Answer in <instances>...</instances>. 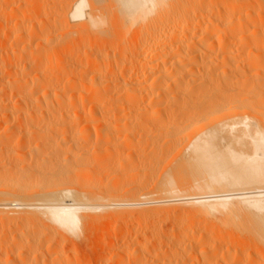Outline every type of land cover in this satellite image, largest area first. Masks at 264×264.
Masks as SVG:
<instances>
[{
	"label": "bare ground",
	"instance_id": "obj_1",
	"mask_svg": "<svg viewBox=\"0 0 264 264\" xmlns=\"http://www.w3.org/2000/svg\"><path fill=\"white\" fill-rule=\"evenodd\" d=\"M165 1L167 3V0H115L118 10L128 17L131 24L136 23L138 20H145L154 12L156 13L157 7L165 6ZM173 1L176 3L175 0ZM195 1L196 4H194ZM195 1L193 4L197 6L191 5L190 16L186 14L184 16V19L186 17L188 19L191 18L190 22L184 20L181 23L179 22L180 19L176 21L175 18L178 15H173L175 12L172 13V10V15H169V12L163 15L164 19H162V22L168 20V23L173 24V31L169 27L171 34H169L168 38L167 35H164L165 37L162 35L163 37L158 38L159 41L153 43L155 44L154 47L151 45L148 48L151 57H140L144 59L143 62H140L143 67L145 64V67L148 65L149 68H144L145 70L142 68V73L140 74L139 72L138 75L135 74L136 76H131V72L128 78H126L125 74V77L123 76V79H120L121 73L123 75V70L124 68L126 69L125 66L123 67V64L127 65L125 59L123 60L125 61L124 63L120 64L118 62L119 65L116 60L114 61V58L113 62L119 65V68L118 65H116V68L120 72V77L116 78L115 75L113 79L112 76L109 81L105 80L104 83L99 81L102 76L97 68L100 62L108 61L111 58V55L108 54L101 59L99 54L94 55V57L91 54L86 59L85 57L81 59L76 56L77 58L73 64L77 63L80 66H78L80 68L77 70L78 72L76 71L77 74L73 72L74 67L72 70L74 74L68 72L71 74L65 76L66 69L63 72L64 74L61 73V76H58L60 78H56V82L53 77V79L50 78L52 76L51 70L54 69L51 67L50 73L48 72L49 67L52 66V64L49 66L52 60L48 54L52 56L53 54L52 52L49 53L50 51L55 48H61L60 38L63 40V37L71 36V33L75 32V37L78 40L73 41L75 38L68 39L72 41L69 43L67 40L68 43L66 42V46H63H71L72 49L74 46L75 51L76 46H79V34H81L80 32H82L86 24L82 22V24H77V27H75L76 24L74 26L69 25V19L74 22L85 21L84 9L87 2L85 3L84 0L79 1L76 5L74 4L75 8L72 10L69 19L65 15L63 22H60L63 30L60 31V34L54 35V38L58 35L57 37L60 40L57 39L59 42L56 39V42H50L52 39L50 40L51 37L48 38L50 31L46 30L47 27L40 29L41 32L45 33L44 39H42L45 42L40 41L41 44L34 42L39 37L37 35L40 34L38 33L39 31L36 34L33 29V26L35 27L34 24L30 25L31 31H27L30 35H27L29 37L26 38L28 40L24 42L26 43L25 45L20 43V30H16L17 33L15 34L17 35L14 39L17 41V45L14 43L16 47H14V51L11 48L12 54H7L8 51L5 52L4 50L9 47L2 45V50L4 49L2 53L4 55L0 54V264L86 263L88 260H86L85 256L82 257V254L78 253L79 250L74 246L76 243L73 240L78 237L80 224L87 223L88 225V223L95 222L98 219H102L104 223L106 222L105 220L113 222V229H118V233L120 232L114 236L113 240L110 238L111 243H107V240L106 244L104 243L105 251L110 252V254L108 257L104 254V256L100 255L102 256L104 263L101 262L103 264H264V103L259 100V96H256L257 94L254 95L253 86L247 82L248 78L245 79L244 75H242L245 72H242L241 63L240 65H234L233 63L241 55L242 48L251 47L252 49V45H254L256 49V47L264 46V38H262L264 36L259 35L264 31V28H260L261 31L256 20L252 21L253 18L251 22L246 20V24L242 22L245 26H243L242 20L239 18H236L237 21L232 22L234 11L241 6L237 2L241 0ZM188 4L190 6L191 3L188 2ZM62 5L64 7V4ZM176 7L177 5H175ZM66 8H69V6ZM45 11L48 12V10ZM63 12L65 13V11H61V13ZM226 14L230 15L227 16ZM167 15L171 16L170 18L175 16L172 18L174 23L167 18ZM152 17L154 18L153 15ZM45 19L44 21L47 23L46 21L48 20ZM93 21L90 22L93 23ZM95 22L97 23L96 20ZM99 23L101 25L100 21ZM113 23L116 25V20ZM90 24L89 27H91ZM164 25L168 27L167 24ZM164 25L160 23V28ZM148 26L151 25L149 24ZM248 26L250 31L249 28H246ZM166 27L164 26L163 28ZM163 28L160 29V33L165 34L162 31ZM58 29L56 28L55 30ZM247 30L248 34L243 35V32H247ZM48 32L49 34H46ZM122 32L124 33V30ZM258 32L259 34H257ZM113 33L115 32L113 31ZM45 35L47 36L45 37ZM59 35L62 36L59 37ZM257 35H259L258 38ZM51 36L53 37V35ZM75 41L77 45L74 43ZM86 42L88 43V39ZM161 42L164 43L162 44ZM33 43L39 44L34 45ZM19 44H22L20 45L22 47H19ZM63 44H65L64 41ZM84 44L86 46L84 42L82 46H77L78 51L79 48L84 51L82 56L83 53L87 55V52L90 53L91 50H98L99 52V49H104L102 45H98V47L101 46L100 48L93 49V44H90L92 49L85 51L83 48ZM248 45L249 47H247ZM93 46L95 47L96 45ZM148 46L150 45L148 44ZM86 48L89 49L90 47ZM2 50L0 49V53ZM56 51L58 52L57 49ZM101 51L103 52V50ZM225 52H231V55L227 53L228 56L223 57ZM161 54L168 56L169 59L172 55L174 57L178 54V56H175L174 62L171 61V63L166 57H155ZM114 55L116 56L117 54ZM3 56L7 58H3ZM43 56H48L46 58L50 59L47 62L48 65L45 64L46 61H42L45 59ZM173 57L171 60H173ZM256 57H258L257 54ZM52 58L54 57L52 56ZM165 59L170 63L169 65ZM240 62L242 61L240 60ZM41 65L44 66L41 67ZM59 65L57 67L60 68ZM259 65H262V63ZM53 66L55 65L53 64ZM157 67L160 70H157V73L155 72L156 75H151L155 74L151 71ZM108 70L110 69L108 68ZM147 70L151 72V74L149 73L151 77H148V73V75L146 74ZM87 71L90 72V76H88L89 74L87 75ZM119 72H117L118 76ZM113 73L115 72L112 71L111 75ZM62 74L64 75L63 77ZM105 77L109 78L108 76ZM51 82L55 86L59 85L58 82H60V89L57 90V87L56 90L51 89L50 86L53 87ZM255 97L256 99L258 97V99L255 100ZM93 122H97L95 125L99 126L100 129L111 126V129L109 128L108 130H104V128L103 131H100V129L99 131H94L96 139L104 137V142L106 141L108 144L113 142L114 139L122 138L126 142L129 141V144H127L128 142L126 144L130 146L134 137L142 139L143 133L145 138L149 137L147 133L149 134L148 131L150 129L146 134L147 128L142 130L146 124L149 125L148 128L152 129L153 127L154 131H159L158 133L155 131L157 136H160L159 133L162 134L165 131V134L168 135L166 136L163 133L165 137L168 139L169 137L172 138L169 140L170 146L162 149L163 154L159 153L161 154L160 156L164 155V157H167L177 154V156L180 155L181 159L183 157L185 160H181L183 163L179 162V169L181 164L186 169L191 167V170L198 163L206 164L212 170L209 180L206 184L204 183L206 186L192 187L190 189L191 193L188 191L190 194L185 191L188 195L179 196L180 192L177 189L179 193L177 192L178 194H176V189H173L175 185L173 186L174 183L170 182L173 181L171 179L166 181L161 179V183L159 181V185L156 184L159 186L157 190L143 186L136 193L134 191L138 190V186H135L134 183L131 185L129 183L128 186L123 183V185L126 184L125 186H127H124L125 189L122 187L117 189L112 184L108 188L106 186L99 188L98 185L99 190L95 193H97L96 196L100 202L104 203L101 205H89L88 202L85 204L79 199L78 195L85 194V192L81 190L82 186H76L77 184L74 185L69 181L71 179L70 176H72L69 171L70 168L68 173L64 167V165L67 166L65 163L80 157L79 152L75 150V153H71L72 150L74 151L72 147H69L70 150L58 151L61 145L68 147L66 145L68 136L58 133L61 137L57 141L55 140L54 151L51 149L49 153L38 154V152L37 154L35 153V157L33 153V156L29 153L34 148H29V150L26 147H18V143L17 147L8 145L10 141H13L14 137L17 141L24 143L27 139L39 136L36 143L34 142L35 147L39 149L41 143L43 144L42 147H44L43 142L47 141L45 139L52 136L50 131L53 127L57 129L58 127L66 128L68 125L83 124L84 127L82 129L86 130L85 132H89L86 126L88 127ZM176 123H179L178 127L172 126L176 125ZM16 127L24 128V130L22 132H20L22 129L18 130V133L13 134L11 130ZM15 132L17 131L15 130ZM79 132L81 133V131ZM137 132L140 133L136 135ZM35 133L39 134L36 135ZM152 133L150 134L153 137ZM36 137L35 139H37ZM74 138H76V135ZM184 141H187L186 146L179 149L178 146ZM28 142H25V144ZM120 145L118 147L117 143L104 151L101 149L102 147H100L102 151L94 148L98 151L96 152L97 154L104 155V157L109 156L110 158L111 156H119L121 153L119 150H122ZM131 146L134 145L132 144ZM131 152H126L127 155L125 154V157L130 158V160L135 154V151ZM28 153L31 156L26 162L23 157L25 158ZM96 153L93 158L97 155ZM84 155H81L82 158ZM119 162L117 161L118 166ZM82 166L84 167L85 164L83 165L82 163L80 168ZM88 166L86 165V167ZM132 170L135 171L134 169ZM207 170L205 171L207 172ZM24 171L28 173L24 175ZM175 171L177 172H173L178 175V170ZM122 172L126 177L128 173L124 170ZM88 174L86 173V175ZM114 174L115 177H112L117 180L116 177L119 172L115 171ZM175 177L174 175V179ZM117 178L120 179V177ZM180 181H182L181 178ZM195 189L196 191H194ZM151 196L157 197V201L156 199L141 201L143 198H152ZM127 198L130 200H127ZM108 200L112 203H107L106 201ZM132 230L133 232L135 231L133 234H131ZM106 235L109 236L108 234ZM67 243L69 244L68 248H66ZM91 248L92 250L94 249V253H97L95 251L97 248ZM97 262L99 263V261Z\"/></svg>",
	"mask_w": 264,
	"mask_h": 264
},
{
	"label": "rangeland",
	"instance_id": "obj_2",
	"mask_svg": "<svg viewBox=\"0 0 264 264\" xmlns=\"http://www.w3.org/2000/svg\"><path fill=\"white\" fill-rule=\"evenodd\" d=\"M49 1V2H48ZM73 1V2H72ZM79 1H81V0H0V49L2 50V45H7V47H9V48H7L6 50H4L5 52L6 51H8V53L7 54H10L12 51H14V47H15V44L17 43V41L14 39L15 38V36L17 35V34H15V33H17L16 32V30H20V37H21V42L20 43H24V42H27V40L28 39H26V38H28L29 36H27L29 33L28 32H30L31 31V26L30 25H34L35 24V27L33 26V29L36 31V34H38V33H40L39 35H37V36H39L38 38H36L37 39V41H36V39H35V41L34 42H39L40 43V41H42V39H44V32L42 31L41 32V30H42V27H47V29L46 30H49L50 31V34L51 35H53V37L49 34V32L48 33H46V34H49V37L48 38H50V40L52 39L53 40V38H54V35H56L57 33H61L60 31H62L63 30V28H62V26H61V24H60V22H63V20H64V17H65V15H66V18L67 19H69L70 18V15H71V12H72V10L75 8V5L79 2ZM109 1V2H108ZM176 1V3L173 1V0H167V3H166V1L164 2V4H165V6L164 5H162L161 7L159 6V7H157V14L154 12V14H152L153 16H154V18L152 17V15L150 16V17H147L145 20H138L136 23L134 22L133 24H131L130 23V21H129V19H128V17H126L124 14H122L121 12H120V10H118L119 8H118V5L116 4V2H115V0H84V2L86 3L87 2V4L85 5V9H84V12H85V21H73V20H71V19H69V25H72V26H74L75 24V27H77V24L79 25V24H82V22L84 23V24H86V28L84 27V29H82V32H80L81 34H79L80 35V37H79V46L76 44V41L78 40V38H76L75 36H76V34H74V33H71V36H72V34H73V36L71 37V36H66V37H63L64 39L62 40V38H58L57 36L54 38V40L56 39V40H60V42H59V40H58V42L62 45L61 46V48H63V49H61V48H55L54 50H52V51H50L49 53H51L52 52V56L54 57V58H52V56H51V54H48V56H50V59L52 60L50 63H49V66L52 64V66H48L49 67V70H48V72L50 71V69H51V67H52V69H54V70H51L52 72H51V74H52V76L50 77L51 79H53L54 78V81L56 82V78H60V77H58V76H61V73H63V72H65L66 71V69H67V71L65 72V76H67V75H69V74H71L72 73V70L74 69V67H75V69L73 70V72H75L76 73V71L77 70H79L80 68V66L76 63V64H73L74 63V61L76 60V58L78 57V58H81L82 59V57H85V59L88 57V56H90L91 54V56H93L94 57V55H100L101 57H100V59L101 58H104V56H106L107 54L108 55H111V58L107 61H102V62H100V64L98 65V68L97 69H99L100 70V74H101V80L99 79V81L101 82V81H103V83H104V81L106 80V81H109L110 79H111V77H112V79L115 77V75H116V78H119L120 77V72L119 71H117L118 70V68H119V65L121 64V63H124L125 61H126V63H127V65L126 64H123V67L125 66L126 67V69L128 68V70H126L125 68H124V72H123V75H122V73H121V77H120V79L122 78L123 79V76L125 75L126 76V78H128L129 77V75H130V73H131V76H133V75H138L139 74V72H140V74L142 73V71L143 70H145L144 68H146V69H148L149 67H148V65L145 67V64H144V67H143V65H142V63H140V62H143V60L144 59H141L140 57H146V56H149V57H151L150 56V51H149V47H151V45L154 47V45L155 44H153L154 42H156V41H159L158 40V38L160 39L161 37H163L164 35L166 36L167 35V38H168V36H169V34H171V30H170V32H169V27L170 28H172V26H173V24H170V22L168 23V20L166 21H163L162 22V19H164L163 18V15L165 14V13H167V12H169V15L171 14V10H172V13H174L173 15H178L177 16V18H175L176 19V21H179V19H180V21L179 22H183L184 20L186 21V20H188V22H190V19L191 18H185L184 19V16H185V14L186 15H188V16H190L189 14H190V12H191V5H193V6H197V5H194V4H196V1H195V3H194V1H193V3H192V1L191 0H182V2H181V0H175ZM187 1V2H186ZM197 1H199V0H197ZM46 2V3H45ZM65 2H66V5H65ZM94 2V3H93ZM173 2V3H172ZM178 2V3H177ZM188 2L189 3H191L190 4V6H189V4H188ZM57 3V4H56ZM64 4V7H63V5L62 4ZM182 3V4H181ZM238 3V5H240L241 4V6H240V8L238 7V9H236L235 11H234V14L232 15V18H233V20H232V22H234V21H237V19L239 18V19H241L242 21H241V23L242 22H245V24L247 23V21L246 20H250V22H251V19H252V21H254V19L256 20V23H257V25H259V29L260 28H264V0H241V1H239V2H237ZM40 4V5H39ZM54 4V5H53ZM58 4H59V6H61V7H59L58 6ZM67 4H68V6H69V8H66V7H68L67 6ZM75 4V5H74ZM169 4V5H168ZM171 4V5H170ZM173 4H175V5H177V7L175 8V5H173ZM113 5V6H112ZM167 5V6H166ZM182 7H181V6ZM37 6V7H36ZM52 6H53V8H52ZM90 6V8H88ZM111 7V9H110V7ZM114 6H115V8H114ZM173 6V7H172ZM187 6V7H186ZM36 7V8H35ZM50 7V8H49ZM59 7V8H58ZM165 7V8H164ZM170 7H171V9H170ZM44 8H46V9H44ZM58 8V9H57ZM61 8V9H60ZM94 8V9H93ZM162 8H163V10H162ZM185 8V9H184ZM188 8V9H187ZM190 8V9H189ZM54 11H53V10ZM65 9V10H64ZM68 9V11H66ZM114 9V10H113ZM162 11H161V10ZM177 9H178V11L180 12L181 11V13H179L178 11H177ZM181 9V10H180ZM195 9V8H194ZM45 10H48V12L47 11H45ZM56 10V11H55ZM91 10V11H90ZM97 10V11H96ZM176 10V11H175ZM189 10H190V12H189ZM32 11V12H31ZM37 11V12H36ZM40 11V12H39ZM54 12V13H52V12ZM60 11V12H59ZM61 11H65V13L63 12V13H61ZM114 11H115V13H114ZM156 11V10H155ZM159 11H160V13H159ZM163 11H164V13H163ZM182 11H184V12H182ZM192 11H193V9H192ZM195 11H197V10H195ZM238 11V12H237ZM36 14H34V13ZM89 12H90V14H89ZM162 12V13H161ZM177 12V13H176ZM188 12V13H187ZM44 13V14H43ZM52 13V14H51ZM88 13V14H87ZM98 13V14H97ZM183 13V14H182ZM30 14V15H29ZM34 14V15H33ZM38 14V15H37ZM47 14H48V16H47ZM57 14V15H56ZM160 14H161V16H160ZM180 14H181V16L183 17H181L180 16ZM41 15V16H40ZM55 15V16H54ZM90 17H89V16ZM166 15V14H165ZM169 15H167L168 17L167 18H169V20L170 21H172L173 23H174V19H172V18H174V17H172V18H170L169 17ZM172 15V14H171ZM227 15V14H226ZM226 15H225V17H226ZM228 15H230V14H228ZM227 15V16H228ZM237 15V16H236ZM251 15V16H250ZM259 15V16H258ZM38 16V17H37ZM44 16V17H43ZM60 16H62V17H60ZM109 16V17H108ZM160 16V17H159ZM253 16V17H252ZM258 16V17H257ZM32 17V18H31ZM37 17V18H36ZM43 17V18H42ZM45 17H46V19H45ZM54 17V18H53ZM162 17V18H161ZM182 19H181V18ZM260 17V18H259ZM34 18V19H33ZM59 18V19H58ZM92 18V19H91ZM95 18V19H94ZM114 18V19H113ZM117 18V19H116ZM159 19V21H158V19ZM161 18V19H160ZM165 18H166V16H165ZM166 18V19H167ZM237 18V19H236ZM34 21H33V20ZM38 19V20H37ZM41 19V20H40ZM44 19L45 20H48V21H46L47 23H45V21H44ZM87 19V20H86ZM128 19V20H127ZM178 19V20H177ZM235 19V20H234ZM38 22H36V21ZM94 20V21H93ZM95 20L97 21V23L95 22ZM108 20V21H107ZM116 20V25H115V23H113L114 21ZM120 20V21H119ZM152 20V21H151ZM153 20H154V23H153ZM43 23H42V22ZM90 21H93V23H91ZM99 21L101 22V25H100V23H99ZM107 21V22H106ZM157 21H158V23H157ZM19 22V23H18ZM53 22V23H52ZM55 22V23H54ZM57 22V23H56ZM78 22V23H77ZM87 22V23H86ZM89 22V23H88ZM119 22V23H118ZM120 22H121V24H120ZM164 22H167V23H164ZM249 22V21H248ZM40 23V24H39ZM71 23H74V24H71ZM91 23V24H90ZM151 25V26H148L149 24ZM160 23H161V25H162V23H163V25L164 24H167V26L168 27H166V25H164L166 28H163L162 26H161V28H160ZM181 23H180V25H181ZM60 25L61 26V28H60V26H58V25ZM89 24L91 25V27H89ZM96 24H97V26H96ZM130 24V25H129ZM171 26H170V25ZM179 24V23H178ZM177 24V25H178ZM243 24V23H242ZM245 24H243V26H245ZM93 25V26H92ZM115 25V26H114ZM119 25V26H118ZM155 25V26H154ZM157 25H158V27H157ZM17 26H18V28H17ZM55 26V27H54ZM99 26V28H97ZM101 26V27H100ZM108 26V27H107ZM121 26V27H120ZM153 26H154V28H153ZM179 26V25H178ZM177 26V27H178ZM49 27H50V29H49ZM74 27V29H76ZM115 27H117V28H115ZM121 29H120V28ZM128 27V28H127ZM176 27V28H177ZM25 28V29H24ZM45 28H43L44 30H45ZM58 29V30H55V29ZM114 28V29H113ZM118 28H119V30H118ZM146 28V29H145ZM163 28V30L162 31H164L163 33H165V34H162V33H160V29H162ZM174 28V27H173ZM173 28H172V31H173ZM245 28V27H244ZM246 28H249V26L248 27H246ZM41 29V30H40ZM61 29V30H60ZM88 29V30H87ZM91 29V30H90ZM116 29V30H115ZM127 29V30H126ZM159 29V30H158ZM164 29H166V30H164ZM168 29V30H167ZM179 29V28H178ZM87 30V31H86ZM124 30V33L122 32L121 33V31H123ZM129 30V31H128ZM145 30V31H144ZM152 30V31H151ZM261 30V29H260ZM259 30V31H260ZM28 31V32H27ZM39 31V32H38ZM51 31H52V33H51ZM90 31V32H89ZM94 33H93V32ZM113 31L116 33H113ZM161 31V32H162ZM249 31H250V28H249ZM262 31V30H261ZM38 32V33H37ZM56 32V33H55ZM168 34H167V33ZM262 32H264V31H262ZM260 33L259 34V32L257 33V34H259V35H263L264 36V33ZM43 33V34H42ZM142 33V34H141ZM148 33V34H147ZM42 34V35H41ZM93 34V35H92ZM99 34V35H98ZM112 34V35H111ZM120 34V35H119ZM145 34V35H144ZM248 34V30H247V32L245 31V32H243V35H247ZM8 37H7V36ZM12 35H13V37H12ZM30 35V34H29ZM65 35H67V34H65ZM64 35V36H65ZM70 35V34H69ZM163 35V36H162ZM259 35H257V38H258V36ZM36 36V37H37ZM43 36V37H42ZM47 35H45V37H46ZM62 35H59V37H61ZM149 36V37H148ZM159 36V37H158ZM164 36V37H165ZM86 37V38H85ZM23 38V39H22ZM58 38V39H57ZM73 38H75V39H73ZM99 38V39H98ZM121 38V39H120ZM262 38H264V37H262ZM25 39H26V41H25ZM70 39H73V41L74 40H76L74 43L78 46V47H80V46H82V44H83V42L84 43H86V46H85V44H84V46H83V48H84V50L86 51H90L92 48L93 49H97V48H100V47H98V45H102V47H104V49H102L101 48V50H103V52L99 49V52L100 53H103V54H100L99 52H98V50H96V51H92L91 50V52L89 53V52H87V55L85 54L84 55V53H83V56H82V52H84L83 50H81L80 48H79V51H78V49H77V46H76V51H75V47L73 46V49H72V47H71V49H70V47H64L63 45H65L66 46V44L69 42H71V41H69ZM87 39H88V43L86 42L87 41ZM164 39V38H163ZM259 39H260V37H259ZM11 40V42H9ZM23 40V41H22ZM45 40H46V38H45ZM50 41V42H56V40L54 41ZM67 40H68V42H67ZM97 40H98V42H97ZM113 40V41H112ZM120 40V42H118ZM149 40H151V41H149ZM152 40H153V42H152ZM261 40V39H260ZM44 41V40H43ZM42 41V42H43ZM63 41L65 42V44H63ZM6 42V43H5ZM45 42V41H44ZM57 42V43H58ZM67 42V43H66ZM77 42V43H78ZM95 42H97V43H99V44H94ZM105 42V43H104ZM140 42V43H139ZM151 42V43H150ZM15 43V44H14ZM39 43H35V44H39ZM52 43V45H54ZM109 43H110V45H109ZM162 44L164 43V42H161ZM13 44V45H12ZM26 43H24V45H25ZM34 44V43H33ZM34 44V45H35ZM41 44V43H40ZM43 44V43H42ZM81 44V45H80ZM88 44V45H87ZM90 44H93V45H96L95 47L92 45V48H91V45ZM127 44V45H126ZM145 44V45H144ZM148 44L150 45V46H148ZM17 45V44H16ZM20 45H22V44H19L18 46L19 47H22V46H20ZM118 47H117V46ZM124 45V46H123ZM129 45V46H128ZM131 45V46H130ZM90 47L89 49H87L86 47ZM108 46V47H107ZM146 47V48H145ZM247 47H249V45L247 46ZM255 46L254 45H252V49L254 48ZM261 47H264L263 45L262 46H259V47H256V49L254 48L253 50L251 49V47H249V48H247L246 49V47L245 48H242L241 49V55L238 57V59H239V61H238V59H237V61H235V62H233L234 63V65H237V64H239L240 65V63H241V69L243 68V71L242 72H245L244 74L242 73V75H244V77H245V79H247V82L248 83H250L251 84V86H253V88H254V95H256V96H259V100H261V102H263L264 103V48H261ZM11 48H12V51H11ZM16 48V47H15ZM65 48H66V51H67V53H66V51H65ZM82 48V49H83ZM108 48V49H107ZM118 48H120V49H118ZM258 48V49H257ZM261 48V49H260ZM56 49L58 50V52L56 51ZM69 51H68V50ZM123 49V50H122ZM130 49V50H129ZM244 49V50H243ZM250 49H251V53L249 52L250 51ZM1 51V55H4V53H2V52H4V51ZM10 50V51H9ZM65 52H64V51ZM73 50V51H72ZM111 50V51H110ZM121 50V51H120ZM142 50V51H141ZM145 50V51H144ZM78 51V52H77ZM109 51V52H108ZM133 51V52H132ZM147 51V52H146ZM242 51H244V52H242ZM257 51H259V52H257ZM261 51V52H260ZM98 52V53H97ZM115 52V53H114ZM126 52V53H125ZM131 52H132V54H131ZM141 52V53H140ZM257 52V53H256ZM56 53V54H55ZM63 53V54H62ZM73 53H74V55H73ZM106 53V54H105ZM111 53V54H110ZM122 53V54H121ZM124 53H125V55H124ZM229 55H231L230 53L231 52H225V53H223L224 54V56L223 57H225V56H228V54ZM253 53V54H252ZM255 53V54H254ZM6 53H5V55H7ZM12 54V53H11ZM66 54H67V56H66ZM79 54V55H78ZM114 54H117L116 56L114 55ZM256 54L258 55V57H256ZM261 54V55H260ZM55 55V56H54ZM134 55V56H133ZM10 56V55H9ZM45 56V55H44ZM43 56V58H45L44 60H42L43 62L44 61H46L45 62V64L46 65H48V63L47 62H49L50 61V59H48V58H46V57H48V56H46V57H44ZM61 56V57H60ZM77 56V57H76ZM103 56V57H102ZM114 56V57H113ZM124 56V57H123ZM133 56V57H132ZM160 57L161 58V56L162 57H166V59H168V61H173L174 62V60H175V56H178V54H176L174 57H173V55L170 57V59H169V57L168 56H166V55H157V56H155V57ZM248 56V57H247ZM255 56V57H254ZM6 57V56H5ZM4 56H3V58H5ZM57 57V58H56ZM71 59H70V58ZM110 57V56H109ZM126 57V58H125ZM172 57H173V60H171L172 59ZM222 57V56H221ZM244 57V58H243ZM245 57H246V59H245ZM250 57H251V59H250ZM7 58V57H6ZM42 58V59H43ZM61 58V59H60ZM74 60H73V59ZM115 58V59H114ZM134 58V59H133ZM241 58V59H240ZM261 58V59H260ZM55 61H54V60ZM59 59V60H58ZM68 60L67 62H66V60ZM84 59V58H83ZM84 59V60H85ZM112 59V60H111ZM113 59H114V61L116 60L117 61V63L119 64H117V63H114L113 62ZM120 61H119V60ZM125 59V61H123ZM163 59V58H162ZM166 59H165V61H166ZM231 59H233V58H231ZM60 60H61V62H60ZM64 60V61H63ZM72 60H73V62H72ZM240 60L242 61V62H240ZM83 61V60H82ZM249 61V62H248ZM66 62V64H64ZM113 62V63H112ZM262 63V65H259L260 63ZM57 63V64H56ZM104 63V64H103ZM108 63V64H107ZM166 63H168L167 61H166ZM172 63V62H171ZM243 63V64H242ZM245 63V64H244ZM44 64V63H43ZM53 64L55 65V66H53ZM60 64V65H59ZM61 64H62V66H61ZM65 66H64V65ZM71 64V65H70ZM114 64H115V66H114ZM130 64V65H129ZM139 64H141V65H139ZM170 63H168V65H169ZM45 65V66H46ZM60 66V68L59 67H57V66ZM75 65V66H74ZM77 65V66H76ZM109 65V66H108ZM112 65H113V67H112ZM116 65H118V68H116ZM44 65H41V67H43ZM79 66V67H78ZM104 66H106V67H104ZM108 66V67H107ZM111 66V67H110ZM128 66V67H127ZM70 67V68H69ZM72 67V68H71ZM148 67V68H147ZM221 67H223V66H221ZM57 70H56V69ZM59 68V69H58ZM63 68V69H62ZM77 68V69H76ZM105 68V70H103ZM108 68L110 69V70H108ZM112 68H113V70H112ZM142 68H143V70H142ZM44 69V68H43ZM129 69H131V70H129ZM42 70V69H41ZM62 70H64V71H62ZM103 70V71H102ZM107 70V71H106ZM142 70V71H141ZM159 71L160 69L157 67V68H155V69H153V71H151L152 73H155L156 71ZM105 71V72H104ZM109 71V72H108ZM112 71L113 72H115V73H113L112 75H111V73H112ZM135 71V72H134ZM148 71V70H147ZM146 71V74L148 73H150L151 74V72H147ZM157 71V72H158ZM57 74H55V73ZM59 72V73H58ZM68 72H71V73H68ZM78 72V71H77ZM88 72V71H87ZM103 72V73H102ZM111 72V73H110ZM117 72H119V76H118V73ZM156 72V73H157ZM258 72V73H257ZM50 73V72H49ZM48 73V74H49ZM53 73H54V75H53ZM67 73V74H66ZM107 73V74H106ZM108 73H110V74H108ZM156 73L155 74H151V75H156ZM50 74V75H51ZM62 74V77L64 76ZM72 74H74V73H72ZM77 74V73H76ZM89 74V75H88ZM104 74V75H103ZM147 74V75H148ZM150 74H149V76L148 77H151L150 76ZM250 74V75H249ZM87 75L88 76H90V72H88L87 73ZM86 75V76H87ZM111 75V76H110ZM135 75V76H136ZM57 76V77H56ZM104 76V77H103ZM105 76H108L109 78H107V77H105ZM118 76V77H117ZM124 76V77H125ZM53 77V78H52ZM243 77V78H244ZM260 77V78H259ZM104 78V79H103ZM125 80V79H124ZM246 81V80H245ZM251 81V82H250ZM257 81V82H256ZM52 82H53V80H52ZM51 82V83H52ZM55 82H53V83H55ZM117 82H118V80H117ZM51 84V85H53V87L52 86H50V88L51 89H57V90H59L60 88V82H58L59 83V85L57 84V86H55L56 85V83H55V85L54 84ZM254 83H255V85H254ZM258 83V84H257ZM57 87V88H56ZM257 87V88H256ZM261 88V89H260ZM257 89V90H256ZM259 93V95H258V93ZM261 93V94H260ZM253 95V96H254ZM252 99H253V97H252ZM257 99H258V97H257ZM256 99V97H255V100H257ZM183 122V121H182ZM196 122V121H195ZM197 123H198V121H197ZM95 124H97V122H93V123H91V124H89V126L87 127L86 126V129L87 130H89V132H88V134H90V135H88L87 134V132H85L82 128L84 127V125L83 124H79V125H68V127H66V128H68V129H66V128H57V129H54V127L52 128V130L50 131L51 132V134H52V138L51 137H49V138H47V139H45V140H47V141H44L43 143H44V147H42L43 146V144L41 143V145H40V147H39V149L41 150H39V149H37L36 147H35V145H34V142L36 143V141L38 140V138H39V136H35L37 139H35V137H33V138H30V139H27V140H25L24 141V143H22V141H17V139L14 137L13 138V141H10V144H8L9 146L11 145V147L13 146V147H17V143L19 144L18 145V147H26V148H30V149H32V148H34V150L32 149V151L30 152L29 151V153L30 154H34V157L36 156L35 155V153L37 154L38 152V154H41V153H49V151L51 150V149H53V151H54V148H55V146H54V143H56V141H57V139L59 138V137H61L60 135H66V136H68V138H69V140H68V138H67V140H66V145H68V147L67 146H64V145H61L59 148H58V151H64V150H70V148L72 147V148H74V151L72 150V152L71 153H75V150L77 151V152H79V155H80V157H76V158H74V159H72L71 161H69V162H67V163H65V164H67V166L69 165V164H71V165H69L68 167L66 166V165H64V167L66 168V171H68L69 170V168H70V172H71V174H72V176H70V182L72 183V184H74V185H76V186H82V188H81V190L82 191H84L85 192V194L84 193H82V194H79L78 196H79V199L80 200H82V202L83 203H85V204H87L86 202H88V204L89 205H101L102 203H104V202H100V200L97 198V193H95L97 190H99V188L100 187H105L106 186V188H108V187H110V185L112 184L113 186H115L117 189L118 188H124L125 189V187H127L128 185H129V183H130V185L132 184V183H134L135 184V186H138L137 188H138V190L136 191H134L135 193L136 192H138L139 191V189H142L143 188V186L144 187H149V188H151V189H155V190H157V189H159V181L162 179V180H169V179H171V180H173V181H170L172 184H173V189L175 190L176 189V194H178L179 192V196H186V195H188V194H190L191 193V191H190V189L192 188V187H204V186H206V185H204V183L206 184L207 183V181L209 180V177H210V174L212 173V170H211V168L210 167H208L206 164H200V163H198V164H196L195 166L196 167H193V169L191 170V167H188V169H186V167H184V166H182V164H181V168L179 169L178 167H179V165H180V163H183V161H181V160H183L184 158L182 157V159L180 158V155H178L177 156V154L175 155V154H173V155H170V156H165L164 157V155H162V156H160L161 154H159V153H162L163 154V152L161 151L162 149H165L166 147H169L170 146V142H169V140L172 138V137H169V139L168 138H166L165 137V131H163V133L165 134H160L159 133V135L160 136H157L156 135V133H155V131L158 133L159 131H157V130H155L154 131V129H153V127H152V129L149 127L148 128V124H146L145 125V128L143 127L142 128V130L143 129H146L147 128V130L145 131V134H146V132L150 129V130H152V131H154V133H155V135H154V133H152V131L150 132V130L148 131L149 132V134L150 133H152L153 134V137H152V135H151V137H150V135L147 133V135L149 136V137H144L145 135H144V133H143V135L141 136L142 137V139L139 137V138H137V137H134V139H133V142L131 143V145L133 144L134 146H129V145H127V144H129V141H125L124 139H122V138H118V139H114L113 140V142H110V141H112V140H110L109 142H110V144H108L106 141L104 142V137H100V138H97L96 139V137H95V132L94 131H99V129H100V127L99 126H96ZM179 124V123H178ZM177 123H176V125H172V126H176V127H178L179 125H178ZM195 124V123H194ZM92 125V126H91ZM94 125V126H93ZM197 125H199V124H197ZM147 126V127H146ZM69 127H70V129H69ZM107 127V128H106ZM106 127H102L104 130H108L111 126H106ZM19 128V129H18ZM16 127V128H14L13 130H11V131H13V134L15 133H18L21 129V131L20 132H22L23 130H24V128H20V127ZM56 128V127H55ZM30 129H33V128H30ZM59 129H60V131H59ZM73 129V130H72ZM80 129H82V130H80ZM92 129H94V130H92ZM103 129H100V131H103ZM111 129V128H110ZM137 129V128H136ZM15 130L17 131V132H15ZM19 130V131H18ZM66 130V131H65ZM76 130V131H75ZM55 131H56V133H55ZM64 131V132H63ZM69 131V132H68ZM79 131H81V133L79 132ZM167 132V131H166ZM60 135H59V134ZM78 133H79V135H78ZM101 133H104V132H101ZM140 133V132H139ZM138 132H137V134L136 135H138L139 134ZM36 134V133H35ZM39 133H37L36 135H38ZM94 134V135H93ZM58 135V136H57ZM75 135H76V138H74L75 137ZM84 135H87V136H84ZM171 135V134H170ZM156 136V137H155ZM166 136H168V135H166ZM72 137V138H71ZM95 137V138H94ZM153 138V139H152ZM160 138V139H159ZM162 138V139H161ZM167 140H166V139ZM52 139H53V141H52ZM74 139H75V141H78V142H75L74 141ZM155 139V140H154ZM164 139V140H163ZM33 140V141H32ZM52 142H51V141ZM56 140V141H55ZM98 140V141H97ZM118 140V141H117ZM120 140V141H119ZM142 140V141H141ZM153 140V141H152ZM162 140V141H161ZM29 141V142H28ZM73 141H74V144H73ZM117 141V142H116ZM148 141V142H147ZM159 141V142H158ZM25 142H28V143H26L25 144ZM33 144H31V143ZM124 143V145H122L123 143ZM147 142V143H146ZM157 142V143H156ZM161 142H163V143H161ZM166 142V143H165ZM118 143V147H119V145H120V143H121V145H120V147H121V149L123 150H119V152H121L120 154L122 155H120L119 154V156H116V157H110L109 158V156H106V157H104V155H101V154H97L96 152H98L97 150H99V151H104V150H106L107 148L109 149V147L111 148V147H113L115 144H117ZM127 143V144H126ZM140 143V144H139ZM144 143V144H143ZM160 143V144H159ZM168 143V144H167ZM46 144V145H45ZM53 144V145H52ZM77 144V145H76ZM80 144V145H79ZM125 144H126V146H125ZM142 144V145H141ZM185 144H187V141H184V142H182L181 144H180V146H178V148L179 149H182V147H184V146H186ZM47 145H48V147H47ZM50 145V146H49ZM107 145V146H106ZM109 145V146H108ZM113 145V146H112ZM137 145V146H136ZM28 146V147H27ZM74 146V147H73ZM78 146V147H77ZM81 146V147H80ZM97 146V147H96ZM127 146H128V148H127ZM142 146V147H141ZM51 147V148H50ZM65 147V148H64ZM70 147V148H69ZM97 148V150L95 149V148ZM100 147H102L101 149H100ZM105 147V148H104ZM123 147V148H122ZM132 147V148H131ZM61 148V149H60ZM92 148V149H91ZM134 148H136V149H134ZM29 149V150H30ZM37 149V151H35ZM89 149V150H88ZM119 149V148H118ZM157 149V150H156ZM160 149V150H159ZM46 150V151H45ZM84 150V151H83ZM88 150V151H87ZM154 150V151H153ZM45 151V152H44ZM132 151V152H131ZM135 151V152H134ZM143 151V152H142ZM153 151V152H152ZM161 151V152H160ZM84 152V153H83ZM126 152H131V153H135L134 154V157H132L131 158V160H130V158H126L125 156L127 155V153ZM29 153L25 156V158L23 157V159L24 160H26V162L30 159V156L31 155H29ZM81 153V154H80ZM93 153V154H92ZM97 154V155H95L94 156V158H93V155L94 154ZM33 154H32V156H33ZM85 154V155H84ZM126 154V155H125ZM84 155V157L82 158V156ZM29 156V157H28ZM121 156V157H120ZM158 156V157H157ZM173 156H174V158H173ZM86 157V158H85ZM88 157H90V158H88ZM109 159H108V158ZM162 157V158H161ZM169 157V158H168ZM176 157V158H175ZM178 157V158H177ZM12 158H13V156H12ZM101 158V159H100ZM115 158H118V159H115ZM142 158V159H141ZM162 160H161V159ZM166 158V159H165ZM180 158V159H179ZM77 159H78V161H77ZM124 159V160H123ZM130 160V161H128V160ZM138 159V160H137ZM88 160V161H87ZM110 160V161H109ZM112 160H113V162H112ZM119 160H120V162H119ZM134 160V161H133ZM185 160V159H184ZM91 161V162H90ZM94 161V162H93ZM117 161L119 162V166H118V163H117ZM162 161H164L163 163H162ZM73 162V163H72ZM136 162V163H135ZM152 162V163H151ZM180 162V163H179ZM79 163H80V165H82V163H83V165L85 164V166L83 167H81V168H83V169H81L80 168V165H79ZM108 163V164H107ZM125 163V164H124ZM130 163V164H129ZM135 163V164H134ZM154 163V164H153ZM157 163V164H156ZM73 164V165H72ZM134 164V165H133ZM76 165V166H75ZM86 165L89 167H86ZM92 165V166H91ZM116 165V166H115ZM131 165V166H130ZM154 165V166H153ZM162 165V166H161ZM170 165V166H169ZM200 165V166H199ZM204 165V166H203ZM72 166V167H71ZM74 166V167H73ZM78 166V167H77ZM125 166V167H124ZM133 166V167H132ZM145 166V167H144ZM156 166V167H155ZM77 167V168H76ZM144 167V168H143ZM148 167V168H147ZM159 167H160V169H159ZM169 167V168H168ZM204 167V168H203ZM207 167V168H206ZM73 168V169H72ZM75 168V169H74ZM131 168V169H130ZM166 168V169H165ZM209 168H210V170H211V172H210V170H209ZM77 169V170H76ZM79 169V170H78ZM80 169H81V171H80ZM132 169H134L135 171H133ZM139 169V170H138ZM148 169V170H147ZM154 169V170H153ZM206 169H208L207 170V172L205 171ZM75 170H76V172H75ZM116 172H119V175L117 176V177H120V179H118L117 177H116V179L117 180H115V178L113 179V177L112 176H114L115 177V174H114V172L115 171ZM125 171V172H127L128 174H126L127 176V178L125 177V175L124 174H122L123 172L122 171ZM130 172H128V171ZM132 170V171H131ZM147 170V171H146ZM163 172H162V171ZM175 170H178V175L176 174V173H174V172H177V171H175ZM189 170V171H188ZM197 170V171H196ZM204 170V171H203ZM69 171H68V173H69ZM143 171V172H142ZM154 171V172H153ZM166 171V172H165ZM172 171V172H171ZM174 171V172H173ZM192 171V172H191ZM203 171V172H202ZM88 172H90L89 174H88ZM121 172V173H120ZM124 172V173H125ZM132 172V173H131ZM166 174H165V173ZM196 172V173H195ZM201 172V173H200ZM28 172L27 171H24L23 172V174L24 175H26ZM86 173L88 174V175H86ZM136 173V174H135ZM148 173V174H147ZM151 173V174H150ZM193 173V174H192ZM204 173V174H203ZM207 173H208V175H207ZM131 174V175H130ZM201 174H203V175H201ZM75 175V176H74ZM79 175V176H78ZM84 175V176H83ZM91 175V176H90ZM123 175V176H122ZM174 175L176 176L175 177V179H174ZM77 176V177H76ZM163 176H165V177H163ZM78 177H79V179H78ZM87 177V178H86ZM122 177V178H121ZM128 177H130V178H128ZM159 177V178H158ZM186 177V178H185ZM193 177V178H192ZM111 178V179H110ZM124 178H126V179H124ZM151 178V179H150ZM180 178L182 179V181H180ZM187 178H188V180H187ZM75 179V180H74ZM84 179V180H83ZM112 179H113V181H112ZM179 179V180H178ZM205 179V180H204ZM207 179V180H206ZM120 180V181H119ZM125 180V181H124ZM139 180V181H138ZM161 180V181H162ZM176 180H177V182H176ZM196 180V181H195ZM202 180V181H201ZM204 180V181H203ZM72 181H74V182H72ZM75 181H77V182H75ZM116 181V182H115ZM138 181V182H137ZM144 181V182H143ZM154 181V182H153ZM156 181V182H155ZM161 181H160V183H161ZM112 182V183H111ZM115 182V183H114ZM118 182V184H116ZM143 182V183H142ZM149 182V183H148ZM192 182V183H191ZM122 183V184H121ZM123 183H126L127 184V186H125L126 184H124L123 185ZM152 183V184H151ZM184 183V184H183ZM186 183V184H185ZM101 184V185H100ZM106 184V185H105ZM115 184V185H114ZM153 184H158V185H153ZM201 184H203V185H201ZM98 185H99V188H98ZM120 185V186H119ZM142 185V186H141ZM178 185H179V187H178ZM200 185V186H199ZM93 186H95V187H93ZM125 186V187H124ZM184 186V187H183ZM84 189V190H83ZM177 189L179 190V192L177 191ZM181 189V190H180ZM85 190H87V191H85ZM95 190V191H94ZM193 190V189H192ZM188 193H186V192ZM188 191H190V193L188 192ZM194 191H196V189L194 190ZM178 192V193H177ZM176 194L174 193V195L176 196ZM92 195V196H91ZM173 195V196H174ZM84 197H85V199H84ZM152 197V196H151ZM154 198V199H153ZM121 199H124V198H121ZM120 199V200H121ZM155 200L156 199V201H157V197H152V198H143L141 201H152V200ZM70 200V199H69ZM87 200V201H86ZM127 200H130L129 198H127ZM107 203L108 202H110L109 200L108 201H106ZM110 203H112V202H110ZM153 206H155V205H153ZM149 207V206H148ZM152 207V206H151ZM99 220V219H98ZM95 221V222H91V223H88V225H87V223H84V224H80L81 225V227H79V231H78V237H76V238H74V240H73V242H75L76 243V245H74V246H76L77 248L76 249H78L79 250V252H78V250H77V252L83 257V256H85L86 257V260H88V261H86V263L84 262L83 264H87V262H88V264H97L98 262L97 261H99V263L98 264H103L104 262H103V260H102V256H100V255H105L106 257H108V255L110 254V252H108V251H105L106 249H105V246H104V243L106 242V240H107V243L109 242V243H111L110 241L111 240H113L114 239V236L115 235H117V234H119L118 233V229H113V222L111 223L110 221H108V220H105L106 222L104 223V221H102V219H100L99 221ZM103 224H102V223ZM110 222V223H109ZM107 223V224H106ZM90 224V225H89ZM110 224V225H109ZM111 227V228H110ZM135 230V229H134ZM135 232V231H134ZM133 232V230H132V233L131 234H133L134 233ZM116 233V234H115ZM106 234H108L109 236H107ZM113 234V235H112ZM81 235V236H80ZM107 236V237H106ZM104 237V238H103ZM110 238H111V240H110ZM88 239V240H87ZM104 239V240H103ZM102 240V241H101ZM68 243H70V242H68ZM66 244L65 246H66V248H68L69 246V244ZM103 243V244H102ZM99 244V245H98ZM106 244V243H105ZM96 245H98V246H96ZM70 246H72V244L70 243ZM100 246V247H99ZM103 246V247H102ZM91 247H93V248H97V247H99V248H97L95 251H97V253L95 252L94 253V249L92 250V248ZM102 248H103V250H102ZM101 249V250H100ZM93 251V252H92ZM101 251V252H100ZM99 253V254H98ZM102 253V254H101ZM103 255V256H104ZM85 257H84V260H85ZM88 258V259H87ZM101 258V259H100ZM103 263H102V262ZM89 262H91V263H89ZM101 262V263H100Z\"/></svg>",
	"mask_w": 264,
	"mask_h": 264
}]
</instances>
